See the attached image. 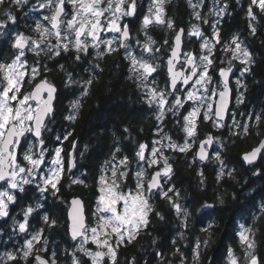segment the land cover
Wrapping results in <instances>:
<instances>
[{"label": "trees", "instance_id": "trees-1", "mask_svg": "<svg viewBox=\"0 0 264 264\" xmlns=\"http://www.w3.org/2000/svg\"><path fill=\"white\" fill-rule=\"evenodd\" d=\"M170 1V4L166 5V19L174 21V30L168 29L166 25H162V28L167 32L166 40L173 44L175 32L180 27H184L187 32L189 20L194 17L193 9L189 7L187 0ZM228 2L234 9L233 17L227 18L222 34L226 38L232 32L243 35L254 61L250 71L244 75L246 88L243 103L234 102L232 110L242 114V118L251 114H264V13H259V25L253 35L249 27L250 22L243 15V8L247 3L235 5V0ZM10 7L17 18L14 25L19 32L35 36L31 26L25 21L26 15L21 6L10 5L4 1L0 5V20L6 18L2 13ZM203 15L208 18L205 12ZM130 22L133 24L134 20ZM204 28L210 33L208 25ZM151 30L153 32V27ZM163 30L161 27L154 28V33L160 41L164 40L161 38ZM162 45H165L164 42ZM166 46L168 45H165V48ZM15 53L11 42L7 39L0 40L1 62H10ZM169 53L165 52L163 65L158 71L160 78L157 85L161 87H166L169 83L165 67ZM50 55L41 52L36 56L33 53L29 61L42 70L36 81L47 79L58 87L57 107L50 119L48 118L42 138L47 145L62 148L65 155V171L57 185L59 191L55 195L51 190L41 193L35 184H29L24 191L17 192L11 218H0V258L6 260L8 249L15 247L13 244L21 238L20 234L16 235V232L10 230V222L15 223V218L24 216L20 212L39 202L41 209L30 216L29 225L42 228L44 236L48 239V246L56 253L57 264H72L70 253L75 251L76 241L72 240L68 229L70 199L81 197L85 201L88 221L89 224L92 223L102 166L112 159L113 154L116 160L127 156L134 165L139 144H146L149 148L152 146L160 120L157 119L159 113L156 106L149 105L142 85L137 87L131 84L132 78L127 76V72H130L129 63L120 49L102 57L91 55L89 50L87 54L79 53V60L75 59L78 55L75 50L62 51L59 56L51 55L49 58ZM96 65L99 67H95ZM224 66L219 58L215 59L213 72L217 78L218 70ZM91 78H94L93 83L84 98L78 117L74 120L68 119L74 115L70 104L74 89H79L80 82ZM164 121L167 128L182 142L185 138V133L180 132L183 119L168 116L163 118L162 122ZM209 132L225 139L224 157L234 166L233 176L217 187L214 160L201 163L192 150L185 153L168 150L174 170V188L179 192L177 199L189 212L187 227L181 226V219L177 218L170 204L158 195L151 201L154 211L149 217L148 227L142 229L131 243L119 246L117 264H180L179 254L173 255L177 248L183 253L185 264H226L229 249L239 243L236 229L240 220H245L251 225L252 235L258 247L255 255L258 257V264H264V155L257 164L251 166L241 160L242 153L257 145L264 137V122L257 127L250 121L248 134H237L228 130L217 132L209 122H204L200 131L201 137ZM66 135L67 139H64ZM57 137H60L59 141ZM117 148L120 149L119 152H116ZM71 153H74L72 170L69 169ZM132 172L133 166L127 183H131ZM77 180H82L83 183L73 182ZM205 205L212 207L206 208ZM156 212H159L163 219H160ZM45 216L49 218L48 222H45ZM53 220L55 224H51ZM209 224L212 227L207 232L202 231L208 228ZM181 232L183 238L180 237ZM197 240L201 244L199 257L194 260L193 249ZM173 241L176 243L173 244ZM204 241H207L206 245ZM158 252L163 253V261L156 255ZM43 253L49 256L47 251ZM77 255L82 256L87 264H91L87 256L79 252ZM30 262L31 257L29 264ZM8 264L24 262L17 260Z\"/></svg>", "mask_w": 264, "mask_h": 264}, {"label": "snow or ice", "instance_id": "snow-or-ice-1", "mask_svg": "<svg viewBox=\"0 0 264 264\" xmlns=\"http://www.w3.org/2000/svg\"><path fill=\"white\" fill-rule=\"evenodd\" d=\"M10 2L16 6H22L27 5L29 0H10ZM165 2L166 0H152L149 14L145 15L142 21L145 41L142 44L139 40L136 41L141 49L139 56H137L130 50L129 26L128 24H122L125 17L135 15L136 0H37V4L33 6L32 10H51V15L43 16V21H47L50 27L42 22H37L34 30L38 33V39L17 32L12 41V48L16 50V53L9 63H0V182H3L0 184V217L8 215V206L10 203H14L16 199L15 191H24V185L35 184L41 193L51 190L55 195L59 191L57 185L65 171L61 147H56L48 153L52 157L50 161L52 167L47 172L42 167L46 163L45 153L47 152L42 134L47 127L45 121L52 113V101L56 88L47 79H41L39 83L34 84L30 91L23 90L25 84H32L40 75L39 67H29L26 51H31L36 56H39L41 52H45L46 55L59 56L62 51L75 50L78 53L75 59L79 60L81 58L79 53L87 54L89 48L97 49L98 57L117 52L122 48L125 51V58L129 60V71L135 74L136 79L141 81L142 87L147 89L146 97L149 105L156 106L159 113L158 120H162L166 112L176 114L178 109L184 107L186 102H192L195 105L188 112V115L183 116L182 130L187 138L182 145L172 142L171 137L165 134L160 140L153 142L150 155L146 156L145 153L149 151V146L139 144L136 152L138 162L146 164L148 168L163 164L162 168L151 174L147 183L144 179L147 174L146 169L139 167V170L135 173V190L124 192L122 191V184L128 178V157L124 156L116 162V156L113 154L112 160L105 162L106 168L110 171V176L105 173L100 177V195L97 197V209L94 213L97 219L95 226L85 223L82 202L80 200L72 201L75 211L69 213L71 219L69 231L73 241L78 238L82 241L78 247L74 246L76 250L70 253L72 264H87V261L82 256H78L77 252L90 258L91 264H107L105 257H108L110 264H117L119 246L131 243L140 231L147 228L150 223L149 217L154 209L149 199L150 195L153 194V190H156L170 204L177 218L181 219V226L187 227L189 212L186 207L179 203L177 199L179 192L175 190L174 186L165 189L161 183L162 179L165 182L170 180L172 173V166L163 153L165 145L161 141L167 140L166 147L169 149L181 153L189 151L194 142L193 138L196 135L197 121L201 118L202 107L206 108L203 112V119L209 120L214 116L216 118L214 123L217 126H222L220 121L224 118L229 102L230 90L227 77L232 69L231 61L227 69H220L219 75L224 78L223 90L217 93L215 89L208 88V85L212 82L209 68L214 62L212 59L213 48L220 43V36L215 24L210 38H204L200 27L194 24L189 35L202 39L201 53H182L181 45L184 29L181 28L176 31L173 44H169L167 40L164 41V44L168 45L171 50L167 60L168 81L170 83L166 84L165 89L152 86L156 84L153 74L157 73L159 68L156 59L162 48L155 46L156 41L148 35L147 29L150 25L157 24L166 25L168 29L174 30V21L165 19L163 7ZM187 2L189 7L193 9V17L196 20L203 21V23H208L207 19L201 16V12L197 11V9L203 7L204 0H198L196 3L193 0H187ZM3 3L4 0H0V4ZM217 3H219V0H217ZM68 5H71L70 11L66 10ZM254 8H258L260 13H264V0H250L247 15L251 21L257 19ZM226 9L227 4L225 3L215 14L219 16ZM16 19L9 12L6 14L5 20H0V36L6 34L4 30L8 28L9 22L15 24ZM249 27L254 35L256 27L251 23ZM103 33H113L115 35L111 39H106L102 35ZM50 37H54L56 43L53 44L49 39ZM223 50L231 53L233 60H239L244 65L243 73L250 71L254 62L252 55L243 46V42L240 41L238 36H233ZM51 55L49 58H51ZM181 55L184 57L182 63L180 60ZM178 63L181 64L180 70H176ZM95 67L98 68L99 65ZM61 68H63L62 65ZM93 79H87L83 82L81 92L84 96L88 94V86L93 83ZM236 83L241 87L243 86L240 80H237ZM217 95L219 103L216 104L214 109L213 103H209V101ZM168 97H173V99L170 101ZM242 103L243 94L241 93L237 99V104ZM72 107L79 109L80 101H75ZM68 119L74 120L75 116H69ZM247 119L260 127L261 123L264 122V114H251L248 115ZM233 126L241 128L245 134L250 132V124H238L234 120ZM159 131H163V129L161 128ZM27 134H31L36 142L27 147L21 160L18 156V150L24 148L22 140L26 139ZM56 139L59 141L60 137ZM64 139H67V135ZM212 143L213 138L211 136L200 142L199 152L197 153L199 160L208 159L206 145ZM37 146H39V152L34 150ZM119 151L120 149L117 148L116 152ZM258 154L264 155V140L246 153L243 159L251 164L257 159ZM215 159L221 164L218 179L223 178L225 175L231 176V171H224L219 152L215 154ZM201 175L203 174L201 173ZM73 182L83 183L82 180ZM204 207H212V205H205ZM32 212V207L25 211V220L19 224L21 233L26 231L27 218ZM155 214L163 219L159 212ZM44 220L48 222L49 218L45 216ZM51 224H55V221H51ZM211 227L212 225L209 224L208 228H204L202 231L207 232ZM250 232L251 229H244L239 233L241 243L245 244L247 249L254 248V243L249 237ZM89 233L91 234V242L98 249L103 250L93 252L84 247L89 242ZM180 237L183 238L182 232ZM41 238L42 230H39L30 240L25 242L18 253H6V260L0 258V264H8L10 261L17 260L29 264L30 257L34 264H57L55 252L49 258L39 254L47 251L44 247H35V244L40 243ZM175 243L176 241H173V244ZM200 244L201 242L197 240L193 249L194 260L199 257ZM204 244L206 245L207 241H204ZM177 254L180 256V264H185L183 253L179 248L173 253V255ZM156 255L163 261L162 252H158ZM228 255L230 264H238L232 249H229ZM246 257L249 259V264H258L257 258L250 251L246 252Z\"/></svg>", "mask_w": 264, "mask_h": 264}, {"label": "rangeland", "instance_id": "rangeland-1", "mask_svg": "<svg viewBox=\"0 0 264 264\" xmlns=\"http://www.w3.org/2000/svg\"><path fill=\"white\" fill-rule=\"evenodd\" d=\"M4 1H6V3L8 4H10V5H12V3L10 2V0H4ZM226 1V4L228 5V0H219V3H217V0H204V5H203V7L202 8H200V9H197V11H200L201 12V16L202 17H204L205 19H207V21H208V23H203V21H201V20H196L195 18H193V20H189V23H188V25H187V32H186V34H185V37H184V40H185V50H187V52H191V53H193V54H199V53H201V47H200V45H201V43H202V39H200V38H197V37H194V36H190L189 35V33L192 31V25H198L199 27H200V30L203 32V34H204V38H210L211 36H212V34H213V31H214V29H213V25L215 24L216 25V30L219 32V36H220V43L219 44H216L215 45V47L213 48V54H212V59H213V61H215L214 59V56H215V54H216V52H217V49H220L222 46H223V44H222V40H224L222 37H221V29L220 28H218L217 27V23H216V20H217V18H218V16L215 14L218 10H219V8H221V7H223V5L225 4L224 2ZM170 0H166V2H165V4H164V12H165V19H166V15H167V11H166V5H168V4H170ZM193 2L194 3H196V2H198V0H193ZM168 3V4H167ZM37 4V0H29V3L27 4V5H22L21 7L24 9V12H25V17H26V19H25V21H26V23L27 24H29L30 26H31V30L35 33V36L33 35V34H31V33H27V32H19V29L17 28V26H15L14 24H11L10 22H9V24H8V28L6 29V30H4L5 32H6V34L5 35H2V36H0V40L1 39H7L8 40V42H11L12 43V41H13V39H14V37H15V34L17 33V32H19V33H23L24 35H26V36H29V37H32L33 39H38V33L34 30L35 29V26H36V23L37 22H42V23H44L47 27H50V24H48V22L47 21H43V16L44 15H51L52 13H51V10H47V9H45V10H37V11H33L32 9H33V6L34 5H36ZM1 5V4H0ZM136 5H137V7H136V13H135V15L134 16H132V17H125L124 19H123V21H122V24H129L128 26H129V28H130V44H131V51H133V54H135V55H137V56H139V54H140V51H141V49H140V47L136 44V41L137 40H139L140 42H141V44L145 41V32H144V30L142 29V21H143V18H144V16L145 15H148L149 14V8H150V6L152 5V0H136ZM11 8L12 7H10L9 9H8V11H6V12H3L2 13V16H5L6 17V14L7 13H11L12 15H13V13H12V11H11ZM66 10H68V11H70L71 10V5H68L67 6V9ZM203 12H205L207 15H208V18H206L204 15H203ZM219 16H224V13L223 14H221V15H219ZM6 18H4V19H1V20H5ZM130 20H134V23L133 24H131V22H130ZM167 20V19H166ZM28 21H29V23H28ZM207 25L209 26V31H210V33H207L206 31H205V26L207 27ZM139 27V28H138ZM151 27H153V32H152V30H151ZM158 27H161V29L163 30V28H162V25H157V24H153V25H150L149 27H148V29H147V33H148V35H150L155 41H156V47H160V48H162V50H161V52L158 54V58L156 59V63L159 65V68L157 69V73H158V71L161 69V65H163V63H162V60H163V58L165 57V52L166 51H169L170 52V48L168 47V46H166V48H165V45H162V43L166 40V37H167V32H165L164 30V34H162V36H161V38H164V40L163 41H160L159 39H158V37H157V35H155V33H154V28H158ZM9 33H10V35H9ZM153 33H154V35H153ZM103 36H104V38H106V39H111L112 38V36L113 35H115V34H113V33H103L102 34ZM49 39H51V41H52V43L54 44V43H56V40H55V38L54 37H50ZM243 46H245V47H247V49H248V51L251 53V55H252V52L249 50V48H248V46L245 44V41L243 40ZM101 47H103V46H101ZM163 49H165V50H163ZM89 50H91V55H94V56H96L97 55V49H92V48H89ZM16 51V50H15ZM124 53H125V51H124V49L122 50ZM27 52H29L30 53V55L31 54H33L31 51H26V53ZM167 58V57H166ZM252 58H253V55H252ZM222 61V63H225L226 65L224 66V67H226L227 66V64H229V62L231 61H235V60H233L232 59V56H231V53H228V52H225V57L221 60ZM27 62H28V59H27ZM198 62V61H197ZM0 63H9V62H1L0 61ZM128 63H129V61H128ZM166 63V62H165ZM213 64H214V62H213ZM213 64L210 66V68H209V75L212 77V82L208 85V88L209 89H215L216 90V92L217 93H219V91L222 89V80H221V78H217L215 75H214V72H213V70H214V68H213ZM28 65H29V67H32V66H37V65H33L32 63H30V62H28ZM38 67V66H37ZM128 67H130V64H128ZM165 67H166V64H165ZM224 67H222V68H224ZM243 68H244V65L242 64L241 65V70H240V72L235 76V78H234V81H235V85H236V98H235V102L237 103V99H238V97L240 96V94L242 93L243 95H244V92H245V88H246V85H245V82H244V75H245V73H243ZM40 69V75H41V73H42V70H41V68H39ZM221 69V68H220ZM220 69L218 70V74H219V72H220ZM157 73H154L153 75L155 76V80H156V84L155 85H152V86H158L157 84H158V78H160V76H159V73L157 74ZM242 73H243V75H242ZM39 75V76H40ZM38 76V77H39ZM136 76V75H135ZM37 77V78H38ZM150 80H151V77L149 78ZM237 80H240V83H241V85H243L242 87L240 86V85H237ZM140 81V80H139ZM140 85H142L141 84V81H140ZM160 89H165V86H163V87H161V86H158ZM143 89L147 92V89H145L144 87H143ZM218 96V95H217ZM217 96H214V97H212V100L211 101H209V103H213V108L215 109V102H216V98H217ZM147 98V97H146ZM168 99H169V97H168ZM186 104H188V107H187V111L189 112V111H191V109H192V107H194L195 105L192 103V102H186L185 104H184V106L186 105ZM183 110V107L182 108H179L178 109V111H177V113H181V111ZM206 110V108H203L202 107V109H201V115H203V112ZM232 110V109H231ZM188 112H186L183 116H186V115H188ZM73 113H74V108H73ZM168 112H166L165 113V116L164 117H166V114H167ZM173 114V113H172ZM182 116V117H183ZM163 117V118H164ZM243 116H242V114H237V112L235 111V110H232V112H231V114H230V116H229V118H228V121H226V122H222V121H220V124L222 125V126H217V124L216 123H213L217 128H219V129H225V130H228V131H235L236 133H242L243 132V130L241 129V128H239V127H234L233 126V121L235 120L238 124H250V121L247 119V118H242ZM215 117L213 116V118L212 119H209V120H212L213 122L215 121ZM163 120V119H162ZM162 120H160L159 121V123L160 122H162ZM209 120H207V121H209ZM183 123H184V121H182V125H183ZM197 125H199V120L197 121ZM182 127V126H181ZM196 134H197V130H196ZM167 135L168 136H170L171 137V139H173V140H175V138H174V136L172 135V134H169V133H167ZM196 136V135H195ZM187 137L185 136V138H184V140H183V142H181V143H179V144H183L184 143V141H185V139H186ZM161 139V136H158L157 138H156V140H160ZM217 139H218V141H217V145L219 146L220 145V147H221V149L223 148V145L225 144V139L223 138V137H221V136H218L217 137ZM193 140H194V142L192 143V148L189 150V151H187V152H190L192 149H193V147H194V145L196 144V141H195V137L193 138ZM163 141V140H162ZM161 141V142H162ZM166 141L167 140H164V142H162L164 145H165V147H166V145L168 144V141H167V143H166ZM36 141H35V138L33 137V136H31L30 137V139L28 138L27 140H25L24 139V142H22L23 144H24V148H21V149H19L18 150V156H19V158L22 160V157H23V153H24V151L27 149V147L29 146V145H32V144H34ZM190 142H192V141H190ZM175 143V142H174ZM152 144H153V142H152ZM45 147H46V149H47V152L45 153V156H46V163L44 164V165H42V167L44 168V171L45 172H47L48 171V169L50 168V167H52V165H51V163H50V161H51V159H52V157L50 156V155H48V153H50V152H52L56 147H59V146H54V147H51L50 145H47L46 143H45ZM157 147H159V145H157ZM151 148V147H150ZM150 148H149V151H146V153H145V155L146 156H148V155H150ZM169 149V148H168ZM168 149L167 148H164L163 149V153H164V156H166L167 158H168V161H169V163L171 164V166H172V171H173V164H172V160H171V158H170V156H169V151H168ZM36 152H39V146H37L35 149H34ZM171 151H174V150H172V149H170ZM195 155V154H194ZM61 156H62V158H63V166H64V169H65V155L63 154V151L61 152ZM212 159V158H211ZM112 160V159H111ZM110 160V161H111ZM120 159H118V160H116V162H118ZM212 160H215V155L213 156V159ZM128 161H129V163H128V174L130 173V169L132 168V166H133V172H132V179H131V183H127L128 181H129V179L127 178L124 182H123V184H122V191H124V192H128L129 190H135V186H136V176H135V173L139 170V167H144L145 169H146V176H145V183H147V181L150 179V176H151V174L152 173H154L155 171H157V170H159V168H162L163 167V164L161 163L159 166H153L152 168H148L147 167V165L146 164H143L142 162H138V158L137 159H135L134 160V162H133V164L134 165H132V163H131V161L128 159ZM217 161V160H216ZM64 173V172H63ZM105 173H107L109 176H110V171L106 168V164H104L103 166H102V174L101 175H103V174H105ZM171 175H172V173H171ZM29 185V184H28ZM26 186L27 185H24V189L26 188ZM100 187H101V184H100ZM38 190V189H37ZM154 192H156V191H153V194H151L150 195V199H149V202H150V204L152 205V202L151 201H153V199H155V198H157V196L159 195V193H157V194H155ZM15 195H16V191H15ZM99 195H100V191H99ZM98 195V196H99ZM160 196V195H159ZM15 201H16V199H15ZM15 203V202H14ZM10 204H13V203H10ZM34 205H35V209H41V208H39L38 207V205H39V202H36V203H34ZM28 208V207H27ZM96 209H97V202H96V206H95V208H94V212H93V220H92V223H90L89 225L90 226H95L96 224H97V219H96V215H94V213H96ZM34 211H36V210H34L33 209V212ZM32 212V213H33ZM20 213H22V215L25 213V211H23V212H20ZM32 213L28 216V218H27V225H26V231L25 232H23V233H21L20 231H19V224L20 223H23L24 222V220H25V217L24 216H22V217H17V218H15V226H17L16 227V230L19 232V234L21 235V238L16 242V245L17 246H15V247H12V248H9L8 249V253H13V254H16V253H18L19 251H20V249L24 246V244H25V242L27 241V240H30L31 239V237L37 232V231H39L40 229H38V228H36V229H34V227H32L31 225H29V218H30V216L32 215ZM0 218H4V217H0ZM246 222V221H245ZM247 223V222H246ZM241 224L242 223H239V226H241ZM249 226H248V229H251V232H250V239L253 241V243H254V248L253 249H248L246 252H251L253 255H255L256 253H255V251H256V248H257V245H256V241H255V238H253V235H252V227H251V225L249 224V223H247ZM243 225V224H242ZM245 225V224H244ZM13 231V230H12ZM15 232V231H14ZM42 233H43V231H42ZM16 235H18V233H16ZM90 237H91V234L89 233V242L87 243V244H85L84 245V247H86V248H88L90 251H93V252H95V251H97L98 250V248L96 247V245L94 244V243H92L91 242V239H90ZM239 238H240V235H239ZM41 242H43L44 243V245L43 246H40L39 245V247L38 248H41V247H44V248H47L48 246V243H47V240L44 238V236L42 235V238H41V240H40V243ZM82 241H81V239L80 240H78V241H76V244H75V246L76 247H78L79 245H80V243H81ZM35 243V242H34ZM39 244V243H38ZM245 245V244H244ZM115 246V245H114ZM246 246V245H245ZM35 247H37V244H35ZM231 249V248H230ZM75 250H76V248H75ZM118 251V250H117ZM232 251H233V253H234V255H235V257L237 258V260H238V264H249V259L246 257V252H244V254H243V252H241L242 253V255H241V253H240V251L239 250H233L232 249ZM255 257H256V255H255ZM106 260V259H105ZM226 264H230V257L228 256V259H227V263Z\"/></svg>", "mask_w": 264, "mask_h": 264}, {"label": "flooded vegetation", "instance_id": "flooded-vegetation-1", "mask_svg": "<svg viewBox=\"0 0 264 264\" xmlns=\"http://www.w3.org/2000/svg\"><path fill=\"white\" fill-rule=\"evenodd\" d=\"M244 2L247 3V6L243 8V15L245 16V19L248 20V22H250L251 24H253L255 27H257V26L259 25V13H260V12H259V9H258V8H254V12H255L256 15H257V19H256L255 21H251L250 18L248 17V15H247V10H248V8H249V6H250V0H235L234 3H235V5H240V4L243 5ZM224 3H226V1H225ZM233 11H234V9H233V7H232V4H230V2H228L227 9H226V11L224 12V16H218V18H217V20H216V23H217V21H218V23H217V27L221 29V37H222L224 40L221 41L222 44H223V46H222L220 49H217V52H216V54H215V56H214L215 59H216V58H219V60H222V59L225 57V51L223 50V49H224V46H225L226 44H228V43L231 41V39H232L233 36H238L239 39H240V41H242V42H243V40L245 41V37H244L243 35H241L240 33H237V32H232L228 38L224 37L223 34H222L223 26H224V24L226 23L227 18H231V17H233ZM128 25H129V24H128ZM129 26H130V25H129ZM245 44H246V42H245ZM246 45H247V44H246ZM247 46H248V45H247ZM246 48H247V47H246ZM248 48H249V46H248ZM120 50L122 51L123 49L121 48ZM249 50H250V48H249ZM183 52H187V50H185V45H184V51H183ZM122 53H124V52L122 51ZM169 54H170V53H169ZM168 56H169V55H168ZM26 57H27V59H28V62H30V61H29V57H30V53H29V52L26 53ZM183 59H184V57L182 56L181 63L183 62ZM215 59H214V60H215ZM127 61H129V60L127 59ZM224 64H225V63H224ZM225 65H226V64H225ZM241 65H242V64L240 63L239 60H235V61H232V62H231V68H232V67H235V68H236V72L234 73L233 78H232V80H231V85H232V89H233V99H234V102H235V98H236V97H235V96H236V85H235L234 78H235V76L240 72V70H241ZM180 67H181V64H179L178 69H180ZM228 67H229V64H227V66L224 67V69H227ZM214 75H215V74H214ZM127 76L130 77V78H132L131 84H133V85H135V86H137V87L140 86V81L136 79L135 74H133L132 72H127ZM215 76H216V75H215ZM216 77H217V76H216ZM219 78H221L220 75H219ZM40 80H41V79H39V80H37V81L35 80V81L32 82V84H25L23 90H24V91H30V90L32 89V87L34 86V84L37 83V82H39ZM83 82H84V81H82V82L79 83V85H80L79 89H77V90L74 89V92H75V93H74V96H73L72 99H70V104H71V105H73V103H74L75 101H77V100L80 101V107H79V109H74V116H75V118L78 117L79 110L82 108V105H83V102H84V98L88 95V94H87L86 96H84V95L82 94V92H81V88L83 87ZM169 83H170V81H169ZM181 87H182V85H181ZM89 88H90V86H88V93H89ZM138 94H139V92H138ZM181 95H183V94L181 93ZM172 99H173V97H169V100H170V101H171ZM234 102H233V103H234ZM57 103H58V93H57V97H56L55 104H54V105H55V109H56V107H57ZM187 107H188V104H186V105L183 107V110L181 111V113L172 114V113L168 112V113L166 114V117L170 116L171 118H174V117H175V118H177V119H179V118H180V119H183L182 116H183L186 112H188V111H187ZM231 112H232V110H231ZM231 112H230V114H231ZM230 114H229V116H230ZM52 115H53V114H52ZM52 115H51V116H52ZM51 116H50V117H51ZM50 117H49V119H50ZM49 119H48V120H49ZM178 121H179V120H178ZM226 121H228V119H227ZM226 121H225V122H226ZM204 122H209L210 125H211V127H212L213 129L217 130V132H220V130H225V129H219V128H217V127L213 124L214 122H213L212 120L207 121V120L203 119V115H201V118L199 119V125H197V129H196V130H197V134H196V136H195L196 144L194 145V147H193V149H192V153H194V154H195V157H196V151H197V148H198V145L200 144V142L206 140L209 136H211V137L214 138L213 145H212V150H211V154H210V159H211V158L213 159V156H214L217 152H219V153H220V158H221V160L223 161V168H224V171H225V172H229V171H231V173H232L231 176H227V175H225L223 178L218 179V174H219L220 171H221V164L219 163V161H216V159L214 160V163H215V167H214L215 184H216L217 187H219L221 183H222V184L225 183V181H227L228 179H230V178L233 176V174H234V172H235V169H234V166L231 165V164H229V163L226 161L225 157H224V152H225V150H226V145L224 144L222 149H221L220 145H219V146L217 145V141H218L217 137H218V134H214V133H210V132H209L207 135L201 137V135H200V131H201L202 125H204ZM223 123H224V122H223ZM167 127H168V126H167V124L165 123V121H164V122H160V123L157 124V126H156V130H155V137H154V139H153V142L156 141V138H157L158 136L163 137V136H164L165 134H167V133L173 135L172 131H171L169 128H167ZM161 128L163 129V131H159ZM180 132H183V130L181 129ZM180 132H179V133H180ZM183 133H184V132H183ZM174 134H176V133H174ZM31 136H32L31 134H27L25 140H27L28 138L30 139ZM173 136H174V135H173ZM185 136H186V135H185ZM174 138H175V140L172 139V142H175V143H177V144L181 143V142H179V139H177V137L174 136ZM23 142H24V140H23ZM162 142H164V140H163ZM182 142H183V141H182ZM166 143H167V141H166ZM208 146H209V145H206V147H208ZM165 148H167V147H165ZM167 149H168V148H167ZM168 150H170V149H168ZM196 158H197V157H196ZM210 159H209V160H210ZM209 160H208V161H209ZM200 162H201V161H200ZM201 163H202V162H201ZM173 174H174V170L172 171L171 179H170V180H167L166 182L162 179V184H163V186H164L165 189H167L169 186H174V187H175V183L173 182V179H172ZM0 184H2V183H0ZM24 190H25V189H24ZM17 192H18V191H16V195H15V197L17 196ZM154 193L157 194L158 192L156 191V192H154ZM13 205H14V203H13V204H9L8 209H7V211H8V215L5 216V218H7V219H10V218H11ZM32 208H33L34 210H37V209H35V205H33ZM39 208H40V206H39ZM27 209H28V208H26V210H27ZM26 210H23V211H26ZM33 213H36V211H34ZM33 213H32V216H33ZM37 219H38V220L40 219V215L37 216ZM6 222H8V221H6ZM239 223H242L243 225L241 224V226H239ZM239 223H238V226H237V229H236V233H237V236H238L239 243H238V246H234V245H232L231 249L236 250V249L238 248L237 250H239L240 253L243 252V254H244V252H246L248 249H247V247H246L244 244L241 243V240H240V238H239V233L242 232L244 229H248V226H249V225L245 222V220H240ZM244 224H245V225H244ZM10 226H11V229H10V230H13V231H15L16 233L19 234V232L16 230V227H17V226H15V224H14L12 221L10 222ZM36 228L42 230V228H39V226H37ZM36 228H34V229H36ZM42 235L44 236V233H42ZM249 236H250V233H249ZM44 238L46 239L45 236H44ZM46 240H47V243H49V242H48V239H46ZM13 245H14V246H17V245H16V242H15ZM39 245H40V246H43L44 243L41 242V243L37 244V247H36V248H38ZM47 246H48V245H47ZM257 248H258V247H257ZM257 248H256V249H257ZM46 249H47V252H48V255H49L48 257H50L51 254L54 252V249H53L52 247H49V246H48ZM34 254H35V253H34ZM39 254H43V255H44L43 252H41V253H39ZM256 258L258 259L257 256H256ZM105 259H106L105 261L107 262V264H110V261H109L108 257H105ZM30 264H34V262L31 260Z\"/></svg>", "mask_w": 264, "mask_h": 264}, {"label": "water", "instance_id": "water-1", "mask_svg": "<svg viewBox=\"0 0 264 264\" xmlns=\"http://www.w3.org/2000/svg\"><path fill=\"white\" fill-rule=\"evenodd\" d=\"M184 29V33H183V35H182V45H181V52L183 53V51H184V44H185V40H184V37H185V34H186V29L184 28V27H180L179 29ZM178 29V30H179ZM129 30H130V28H129ZM177 30V31H178ZM131 34V33H130ZM173 43H174V38H173ZM171 51V50H170ZM170 55V54H169ZM167 60H168V57H167ZM167 60H166V64H167ZM180 60H182V55H181V57H180ZM179 64L180 63H178L177 65H176V70H180V69H178V66H179ZM166 69H167V65H166ZM232 70H231V72L228 74V77H227V80H228V88H229V102H228V104H227V111L225 112V115H224V118H223V120H222V122H225L228 118H229V114H230V112H231V109H232V106H233V102H234V99H233V89H232V85H231V80H232V78H233V75H234V73L236 72V68L235 67H232L231 68ZM221 80H222V89L221 90H223V82H224V78H222L221 77ZM48 81V80H47ZM37 83H39V82H37ZM50 84H52V85H54L55 86V88H56V92L54 93V99H53V101H52V113L47 117V119H46V124H47V122H48V118L52 115V114H54V112H55V100H56V97H57V93H58V87L55 85V84H53V83H51V82H49ZM183 87V86H182ZM220 90V91H221ZM217 103H219V97L217 96V98H216V102H215V107H216V104ZM44 132V131H43ZM44 134V133H43ZM43 134H42V137H43ZM213 138V137H212ZM262 140H264V137L261 139V141ZM213 141H214V138H213ZM260 141V142H261ZM22 142H23V140H22ZM259 142V143H260ZM259 143L257 144V145H255L254 147H252L250 150H247V151H245L244 153H242V155H241V160L247 165V166H251V165H255V164H257L259 161H260V159H261V157H262V154H258V156H257V159L254 161V162H252L251 164H249V163H247L246 161H244V159H243V157H244V155L246 154V153H248V152H250L253 148H255V147H257L258 145H259ZM200 145V144H199ZM199 145H198V148H197V151H196V157H197V153L199 152ZM212 145H213V143L211 144V145H209L208 147H206V152L208 153V159H206V160H204V161H201L202 163H205V162H207L209 159H210V154H211V150H212ZM197 159L199 160V158L197 157ZM74 168V153H71V159H70V167H69V169L70 170H72ZM0 183H3V182H0ZM161 183H162V181H161ZM153 191H156V190H153ZM73 200H80L81 202H82V213H83V216H84V218H85V223H87V224H89V221H88V214H87V209H86V204H85V201L81 198V197H73V198H71L70 199V201H69V209H68V229L70 228V224H71V219H70V215H69V213L70 212H74L75 211V208H74V206H73V204H72V201ZM69 235H70V231H69ZM70 237H71V235H70ZM78 240H80V238H78L76 241H78ZM100 250H103V249H98L97 251H100ZM41 256H43V257H45V258H49L48 256H46V255H43V254H40Z\"/></svg>", "mask_w": 264, "mask_h": 264}]
</instances>
